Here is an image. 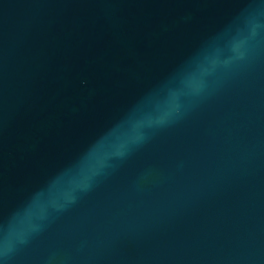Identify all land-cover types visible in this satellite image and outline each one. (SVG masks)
<instances>
[{"label": "water", "instance_id": "water-1", "mask_svg": "<svg viewBox=\"0 0 264 264\" xmlns=\"http://www.w3.org/2000/svg\"><path fill=\"white\" fill-rule=\"evenodd\" d=\"M0 264H264V0H0Z\"/></svg>", "mask_w": 264, "mask_h": 264}]
</instances>
